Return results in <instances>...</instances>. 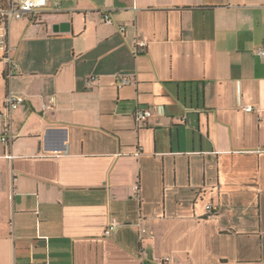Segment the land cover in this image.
<instances>
[{
	"label": "crops",
	"instance_id": "1",
	"mask_svg": "<svg viewBox=\"0 0 264 264\" xmlns=\"http://www.w3.org/2000/svg\"><path fill=\"white\" fill-rule=\"evenodd\" d=\"M57 1L0 61V264H264V0Z\"/></svg>",
	"mask_w": 264,
	"mask_h": 264
},
{
	"label": "built area",
	"instance_id": "2",
	"mask_svg": "<svg viewBox=\"0 0 264 264\" xmlns=\"http://www.w3.org/2000/svg\"><path fill=\"white\" fill-rule=\"evenodd\" d=\"M60 8L57 0H0V61L6 65L7 77H12L13 73L17 71V65L13 57V48L10 44L9 27L12 21L22 19L24 17H32L34 21L39 22L45 14L59 13ZM104 21L110 23L109 15L104 16ZM146 45L145 39H140L135 43L134 53L139 54L143 52ZM257 55L264 57V51L257 50ZM131 83L127 77H122L117 82V87L125 86ZM24 103L21 96L8 92L3 109L4 132L1 137L3 143L16 138V134L10 131L11 114L17 110ZM252 107H246L245 111L250 112ZM152 117L150 109H137L134 113V120L137 125H145ZM10 134V135H8ZM133 198L139 200V186L133 187ZM207 214H213L214 208L211 205L205 207ZM118 227V223L111 219L104 230V235L109 236ZM144 230L141 229L140 233ZM163 262V260L161 261Z\"/></svg>",
	"mask_w": 264,
	"mask_h": 264
},
{
	"label": "water",
	"instance_id": "3",
	"mask_svg": "<svg viewBox=\"0 0 264 264\" xmlns=\"http://www.w3.org/2000/svg\"><path fill=\"white\" fill-rule=\"evenodd\" d=\"M59 28H60L61 32H67L69 29V25H68V23H62V24H60Z\"/></svg>",
	"mask_w": 264,
	"mask_h": 264
}]
</instances>
